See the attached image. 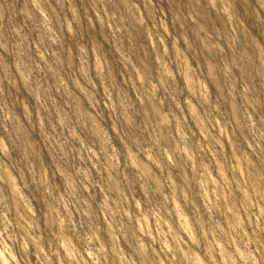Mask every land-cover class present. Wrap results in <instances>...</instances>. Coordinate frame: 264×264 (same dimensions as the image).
I'll return each mask as SVG.
<instances>
[{
  "label": "rangeland",
  "instance_id": "obj_1",
  "mask_svg": "<svg viewBox=\"0 0 264 264\" xmlns=\"http://www.w3.org/2000/svg\"><path fill=\"white\" fill-rule=\"evenodd\" d=\"M0 264H264V0H0Z\"/></svg>",
  "mask_w": 264,
  "mask_h": 264
}]
</instances>
